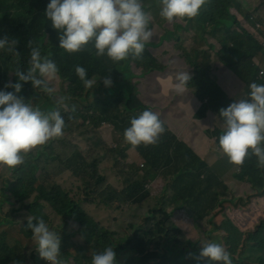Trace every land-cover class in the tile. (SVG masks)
<instances>
[{"label":"trees","instance_id":"1","mask_svg":"<svg viewBox=\"0 0 264 264\" xmlns=\"http://www.w3.org/2000/svg\"><path fill=\"white\" fill-rule=\"evenodd\" d=\"M49 2L0 0V39L7 36L9 40L19 41L16 47L19 55L0 50V90L13 91L11 88L5 89V84L18 81L14 74L17 69L26 71L29 67L31 48L28 41H32V47L38 46L41 55L53 60L59 68L58 77L52 82L56 92L66 89V94H69L65 110L60 113L66 126L63 135L30 152L25 157V163L17 167L16 175L0 187L2 207L10 202L21 205L19 210L9 209L5 212L0 218V227L5 225L4 221L8 223L10 218H19L17 223H24L22 232L29 236L31 230L26 228L29 216L34 218L33 223L39 218H45L47 224H52L50 218L55 215L63 222V239L80 238L92 253L111 246L116 252L117 264L123 262L125 250L132 251L134 255L142 250L146 257L153 251L160 253L161 249L167 253L179 243L183 231L177 223H174V228L168 224L172 216L180 212L188 217V210H192L202 221L210 219L212 215L211 223L215 224V218L226 211L230 202L223 198L228 196V187L209 168L207 162L166 128L155 146L145 147L141 144L133 149L124 143L123 133L130 127L131 118L149 110V107L141 102L138 90L127 86L130 82L125 79V74L119 67L112 66L106 55L97 57L95 51L87 46L71 54L59 48L58 32L44 15ZM141 3L143 6H159L158 0H141ZM238 10H244L245 13L242 15ZM252 16L264 25V0H208L200 14L192 19L188 32L193 34L196 47L192 46L189 50L181 40H174L168 47L164 44L158 48L154 54L146 49L142 59L129 57L132 71H137L139 75L169 69L187 71L191 75L192 80L187 88L200 104L196 118L213 119L207 135L217 149L216 152H221L219 136L223 134L219 110L227 108L234 101L219 86L216 77L226 72L233 73L248 91L252 82L264 84V80L259 79V71L264 68L259 57L264 59V47L255 36L250 21ZM180 22L175 20L166 27L169 29ZM208 36L213 37L215 43H211ZM199 45H208L209 52L200 51ZM121 63L124 64V61ZM77 65L87 70V78L95 79L100 89L95 88L96 84L93 89L84 87L75 73ZM109 74L113 83L111 87H105L103 77ZM18 95L34 107L49 103L47 110L58 104L41 88L34 89L31 82L24 83ZM118 133H121L123 141H119V147L114 148L112 138ZM130 149L141 157L144 167L133 164L128 152ZM41 152L42 155L47 152L55 160L63 179L77 181L78 189L83 194L75 195L73 189L61 187H55V193L48 192L42 182V170L36 162L42 158ZM112 171L122 183L119 188L105 184L107 178L104 173ZM236 178L248 191L236 195L232 206L249 212L255 200L264 199V169L257 167L255 156H248L243 165L238 167ZM0 179H4V176H0ZM151 180L155 189L160 191L167 185L174 192L170 203L176 205L181 202L182 206L174 207L173 214L167 213V201L163 202L158 209L153 210L145 225H139L138 232L124 245L114 231L102 226L83 211L82 206L87 205L81 203L119 212L124 203L136 196L141 197L139 204L143 205L152 196L148 191ZM4 192L8 195L6 199L1 197ZM83 197L85 201H82ZM42 203H47L45 215L42 213ZM19 212L23 213V217L19 216ZM190 215L194 216L192 213ZM53 228L58 229L55 226ZM238 237L237 243L242 246L238 264H264V218L254 230L239 233ZM251 238L254 241L248 243ZM140 241H148V244L141 249ZM87 254L82 245L75 250H72L70 244L61 245L60 259L64 264H91L92 255ZM135 261L137 259L132 255L131 260L126 262L133 264ZM146 264L174 263L172 259H148Z\"/></svg>","mask_w":264,"mask_h":264},{"label":"clouds","instance_id":"2","mask_svg":"<svg viewBox=\"0 0 264 264\" xmlns=\"http://www.w3.org/2000/svg\"><path fill=\"white\" fill-rule=\"evenodd\" d=\"M208 0H158L159 15L169 23L175 20L193 19L200 14ZM44 15L58 32L59 48L67 53L81 51L91 43L97 57L107 56L112 62L128 59H142L145 46L151 42L153 33L148 27L152 16L145 11L141 0H50ZM19 41L7 36L0 39V50L19 55L16 47ZM31 48L29 67L26 71L17 69L15 83L5 84L0 90V166L16 169L25 163V157L34 149L63 135L65 120L59 111H42L26 102L18 94L23 84L31 82L32 87L42 91L56 103H63L66 97L57 96L52 82L58 77L56 63L41 55L40 48ZM75 73L87 89H93L95 79L87 78V70L77 65ZM264 76V72L261 73ZM192 80L187 71L178 72L171 85L177 95H183ZM110 74L103 77L105 87L112 86ZM74 111V109H73ZM223 122V134L219 136V149L228 163L240 167L245 158L255 156L257 167L264 169V84L252 82L246 96L235 99L227 108L219 110ZM71 118V117H69ZM165 132L158 114L144 110L131 118L130 127L123 133L124 143L133 149L143 144L155 146ZM27 218V229L32 232L35 250L39 258L48 264H64L61 256V236L50 230L43 218L33 223ZM199 254L188 253L198 264L207 259L208 264H232L230 253L222 244L212 241L200 242ZM91 264H117L116 252L111 246L94 252Z\"/></svg>","mask_w":264,"mask_h":264},{"label":"rangeland","instance_id":"3","mask_svg":"<svg viewBox=\"0 0 264 264\" xmlns=\"http://www.w3.org/2000/svg\"><path fill=\"white\" fill-rule=\"evenodd\" d=\"M145 11H148L151 13L152 19L148 25L149 28L152 29L153 37L151 39V42L149 44H158L163 36H165L168 32H170L169 29L166 27V25L169 23L167 20L162 18L159 15L160 8L159 6L153 7V6H143ZM242 15L245 13L244 10H238ZM235 13V10H233ZM264 26V25H263ZM191 28V24H190ZM190 31V29H189ZM189 31L184 30V32H180V39L182 44L187 49H191L192 46L196 47V44H194L195 38L193 37V34H188ZM176 40V41H179ZM208 40L211 43H215V40L213 37L208 36ZM174 41H167L165 42V47H168L169 44H171ZM259 42V41H258ZM260 43V42H259ZM163 44V45H164ZM162 45V46H163ZM91 51H95L93 45L89 43L86 45ZM209 46L208 45H199L200 51H206ZM160 48V47H159ZM149 49L150 54H154L156 50L154 48H147ZM219 49V47H217ZM168 50V49H167ZM214 54V51L211 53V55ZM259 57V56H258ZM112 66H117L121 69H123L125 64H122L120 62H112L108 58H106ZM259 61L264 63V59L260 56ZM200 63H202V58L200 59ZM111 69V68H110ZM112 70V69H111ZM131 70L130 71V79H134V73L137 79L131 81L127 86L132 87L133 89L138 90L137 93L140 94L141 102L149 107V110L155 112L158 114L160 119L163 121L164 127L171 131L172 133H177V135H182L185 137V135H189L190 137L196 136L200 139L206 140V145L208 144V136L203 131L199 120L196 118L197 112L200 108V104L196 97L194 96L193 92L187 88L185 93L183 95H177L173 90L171 85L175 83V76L178 73L176 70H165V71H154L151 74L148 75H139L137 71ZM134 72V73H133ZM260 72V71H259ZM228 73V78H232L233 82H229L228 84H223L220 78H218V84L219 86L224 90V92L230 96L233 100L240 99L248 93L247 87L240 81V79L233 73ZM96 89H100V84L96 83L95 85ZM64 91V90H63ZM66 92V89H65ZM55 94H59V96H62L61 90L60 92H56ZM53 105V103H51ZM49 103H44L39 108L44 109L45 112L47 111H59L60 113L65 110L66 106H59L57 104L56 107H51L48 109ZM208 123L210 124L213 119L211 117L207 118ZM202 123H204L203 120H201ZM110 127V126H108ZM176 135V134H175ZM176 135V136H177ZM119 141H123L121 137V133H118L114 138H112V143L114 148L119 147ZM202 160L208 163L209 168L214 171L221 181L228 187V195L229 190L232 189L233 196L237 197L236 195H241L245 191H248L246 187L243 186V184L236 178V173L238 172V167L235 165H231L228 163L227 157L222 155L221 152H210L209 148H207V152H199L196 149H194L191 145H189L187 142H185ZM129 154L131 155L133 164L141 166L144 162L137 154H135V150L130 149ZM36 153V152H35ZM51 158V157H50ZM51 167L49 168V178L51 179L52 183L55 185V187H61V188H67V189H73V193L75 195L82 193L81 190L78 189V193H76V187H75V180H69V179H63L61 174L57 170V163L53 158H51ZM40 165V169L42 170V182L44 181V169L42 167V159H38L36 161ZM0 176L4 177H12V174L8 172L7 170H3V166L0 170ZM104 176L107 178V181L105 184L114 186L116 188H119L122 183L115 177V172H108L104 173ZM41 180V179H40ZM40 182V181H39ZM4 179H0V187L3 186ZM167 187V185H166ZM164 187V188H166ZM78 188V185H77ZM163 188V189H164ZM163 189L157 190L155 189L153 185V180H151L150 184L148 185V191L152 194V196L144 202L141 206H130L128 208H124L123 206L120 207L119 212L109 210L106 207H99L98 205H88L85 203H81V205H87L82 206L84 209L83 211L86 213H89L98 223H100L102 226L111 229L117 234V238L119 240H123V238H126L128 235L131 234L130 225L140 222L141 219L146 220L148 209L151 206L156 205L158 209L160 205L164 202H166V210L167 213H170V211L176 207V206H182L181 202H178L176 205H172L170 203L171 199L173 198L174 192L171 191L168 194H163ZM83 194V193H82ZM3 199H6L8 197L7 193L4 192L1 196ZM228 196H225L223 198H227ZM32 200V199H31ZM29 200V202L31 201ZM85 201V197H83V200ZM1 209V207H0ZM4 212L8 210V206L5 205L2 209ZM188 210V209H187ZM174 211L171 213L173 214ZM194 214V216L190 214ZM225 213V212H224ZM224 213L219 215L215 218L221 222L223 221ZM188 217H183L180 215V212L177 215H174V219H171L169 221V225H171L174 228V221L180 226L182 230H185L188 232V236L193 239L197 240L201 238L203 235L202 231V223L201 219L198 218L195 213L191 210H188L187 212ZM196 216V217H195ZM231 216L241 230L246 231L245 233L249 232L250 230H254L257 226V224L260 222L261 219L264 218V199H257L255 200V203L251 210L246 213H239V211H235L231 213ZM0 218L1 215H0ZM27 218V216H26ZM173 218V216H172ZM183 218V220H182ZM51 222L52 224L57 227L60 224V219L56 217L55 215H51ZM212 215L210 216V219H207L209 221L208 225L211 224ZM181 222V223H180ZM204 222V221H203ZM180 223V224H179ZM190 223V224H189ZM19 224V223H17ZM21 227H15L9 230L10 238L13 240H19L23 237L21 233L22 225L19 224ZM141 225V224H139ZM6 227H2V229H5ZM1 229V227H0ZM241 233V232H240ZM244 234V233H241ZM204 240L200 239V242ZM254 241V238H251L248 240V243H251ZM82 245L87 253H91L90 248L85 246L84 241L80 238H77L76 240H73L71 242L72 250H75L76 247ZM242 250L241 243H238V251L239 253ZM243 255H245L243 253ZM132 258V254H127L125 257L122 258L123 262L130 261ZM78 259V258H77ZM79 261H82L81 259H78ZM121 262V264H123Z\"/></svg>","mask_w":264,"mask_h":264},{"label":"flooded vegetation","instance_id":"4","mask_svg":"<svg viewBox=\"0 0 264 264\" xmlns=\"http://www.w3.org/2000/svg\"><path fill=\"white\" fill-rule=\"evenodd\" d=\"M181 22L176 24L175 26H172L170 28V31L175 30L176 27L179 25L181 27V33L184 32V30L186 29L187 23L190 21L189 19H185V20H180ZM192 21V19H191ZM151 29V28H150ZM152 31V29H151ZM134 73V72H133ZM122 77H124V75L122 74ZM137 79L134 73V79H128L129 82L133 81ZM130 89H133L132 87ZM137 90V88H136ZM61 94L63 97H66L65 101L63 103H60L59 106H66L67 103V99L69 97V94H66L65 91L61 90ZM43 105V104H41ZM40 105V106H41ZM37 106V107H40ZM42 111H44V109H41ZM65 120V119H64ZM66 127V126H65ZM46 155H42V167L44 169V183L46 185V189L48 190V192L50 193H55L56 189H55V185L52 183L51 179L49 178V168L51 167V158L48 156L47 152H44ZM7 170L8 172H10L12 174V177H4V182H9L14 175H16L17 172V168L16 169H8L7 167L3 166V170ZM75 189H76V193H78V182H75ZM172 190L167 188H164L162 193L163 194H168L169 192H171ZM93 194V192H91V195ZM233 198H235L233 196V191L232 189L229 190V195L227 198H225L224 200H228L230 202H228V207L224 213L223 216V221L219 222L216 219V223L213 224L211 223L210 225H208L209 221L208 220H200L202 223V231H203V235L201 236V238L197 239V240H192L189 236H188V232H186L185 230L182 231V234L180 236V241L179 243L174 247L173 250H168V252L166 253L165 250L161 249L159 250L160 253H156L155 251H153L152 253L149 254V257H146L145 253L141 250L139 254H133L132 251L130 250H125L124 251V256L127 254H132L133 258L137 259V261L133 262V264H146L148 262V259H150V261H160V260H169L172 259V262L174 264H181V262H185L186 264H198V262L193 259V258H189L188 257V253L191 252L193 254L198 255L200 248H201V244H200V239L206 241H212V242H216L219 244H222L225 249L230 253V257L232 260V264H238L239 261V251H238V243L237 240H239V233H245L246 231L241 230V228L239 227V225L237 224V222L235 221V219H233V217L231 216L232 212L235 211H239V213H246L244 211H242L241 209H236L235 207L232 206V203L235 202V200H233ZM141 199V197L136 196L135 198H132L129 202L124 203V208H128L130 206H141L139 204V200ZM237 200V199H236ZM43 201H47L46 199H44ZM255 203V201H254ZM5 206V205H4ZM3 206V207H4ZM8 210L6 212L9 211V209L12 210H19L21 205H16L14 202H10L8 205ZM42 213L45 215L46 211H47V203H42ZM0 215L1 217L4 216L5 212L2 210L3 207L0 204ZM157 208L156 205L149 207L148 209V213H147V218L146 220L141 219L140 222L135 223V224H131L130 225V230H131V234L128 235L126 238H123V240H119L122 242V244H126L127 240L132 238L139 230V224H146L148 219L151 217L153 210H155ZM174 210V208L170 211V213ZM20 217H23V213L19 212L18 213ZM181 215V214H180ZM183 216V215H181ZM185 217V216H183ZM174 219V217L172 218ZM10 221L7 223V221H4V226H1L0 229V264H40L42 262L43 259L39 258L38 253L36 252L34 246H35V241L32 239V232H30V235L28 236L26 233L22 232L23 229V225L24 223H19L22 225L21 228V233L22 235H24L25 237L19 239V240H13L10 238V233L8 232L9 230H11L12 228L15 227H21L19 224H17V221L19 220V218H10ZM44 221L47 223V220L44 218ZM174 223H176L174 221ZM50 230L56 232L57 234H60L61 236V245H64L65 243L70 244L73 240H76V238H65L63 239V236L61 234L62 231V226H63V222L62 220L60 221V224L57 226L58 229L54 230V225L53 224H48ZM177 226H179L177 224ZM2 227H6L5 229H2ZM180 227V226H179ZM126 240V241H125ZM148 244V241H140L139 245L141 247V249H143L145 247V245ZM154 248L156 249L157 246L154 245ZM91 253L87 254L88 256L92 255V250L90 249ZM116 260H117V255H116ZM68 262H66L67 264ZM125 264H130V262H126ZM199 264H208L207 259L200 261ZM213 264H216V262H213Z\"/></svg>","mask_w":264,"mask_h":264},{"label":"crops","instance_id":"5","mask_svg":"<svg viewBox=\"0 0 264 264\" xmlns=\"http://www.w3.org/2000/svg\"><path fill=\"white\" fill-rule=\"evenodd\" d=\"M228 73H223L220 74L216 77V80L218 81V78L221 79V81L223 82V84H228L229 82H233L232 78H228ZM200 122V125L203 129V131L207 134V130L211 129L212 127V123L209 124L207 120H203L204 123L201 122L200 119H198ZM177 135V133H175ZM208 136V135H207ZM177 137L180 140H183L184 142H187L189 145H191L194 149H196L199 152H207V148H209L210 152H216V148L214 147V144L212 143V141L210 140V138H208V144L206 145V140L205 139H200L197 138L196 136L194 137H190L188 134L185 135V137H183L182 135H177ZM139 156V155H138ZM140 157V156H139Z\"/></svg>","mask_w":264,"mask_h":264},{"label":"water","instance_id":"6","mask_svg":"<svg viewBox=\"0 0 264 264\" xmlns=\"http://www.w3.org/2000/svg\"><path fill=\"white\" fill-rule=\"evenodd\" d=\"M190 24H191V19L190 21L187 23V26H186V31H189L190 29ZM180 32H181V27L178 25L176 27L175 30H172L170 32H168L165 36H163V38L161 39V41L158 43V44H147L145 46V50L149 47L151 48H154V49H157L159 47H161L165 42L167 41H171V40H179L180 39ZM124 61V67L123 69H121L122 73L125 74V79H129V76H130V71L132 70V63H131V60L128 58L126 60H123ZM57 96H59V94H55ZM55 101V100H54Z\"/></svg>","mask_w":264,"mask_h":264},{"label":"built area","instance_id":"7","mask_svg":"<svg viewBox=\"0 0 264 264\" xmlns=\"http://www.w3.org/2000/svg\"><path fill=\"white\" fill-rule=\"evenodd\" d=\"M250 21L253 25V28L255 30V36L257 40L260 42V44L264 47V26L262 23H260L254 16L250 18ZM264 72V68H262L259 72V79L264 80V76L261 75V73ZM143 167V164H141ZM40 264H48L47 261L42 260Z\"/></svg>","mask_w":264,"mask_h":264}]
</instances>
